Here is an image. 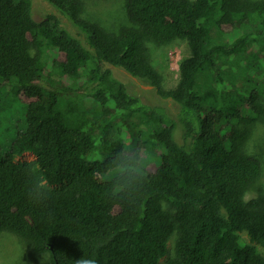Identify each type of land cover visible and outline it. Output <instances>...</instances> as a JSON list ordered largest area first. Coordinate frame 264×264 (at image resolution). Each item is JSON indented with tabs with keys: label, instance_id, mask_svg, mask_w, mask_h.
I'll return each mask as SVG.
<instances>
[{
	"label": "trees",
	"instance_id": "obj_1",
	"mask_svg": "<svg viewBox=\"0 0 264 264\" xmlns=\"http://www.w3.org/2000/svg\"><path fill=\"white\" fill-rule=\"evenodd\" d=\"M46 1L76 36L55 15L36 21L31 0H0V85L29 99L24 132L0 152V235L47 254L41 264H161L174 236L163 264H264V195L245 200L262 172L245 147L264 117V74L251 75L264 54V0H124L133 26L119 34L84 19L80 0ZM234 30L242 34L230 43ZM175 40L190 54L166 90L150 46ZM106 64L178 105L177 119L132 95ZM54 75L85 83L42 86ZM82 90L90 109H64L63 94ZM125 148L145 166L135 190L116 193L107 166ZM28 153L34 161L18 160Z\"/></svg>",
	"mask_w": 264,
	"mask_h": 264
},
{
	"label": "rangeland",
	"instance_id": "obj_2",
	"mask_svg": "<svg viewBox=\"0 0 264 264\" xmlns=\"http://www.w3.org/2000/svg\"><path fill=\"white\" fill-rule=\"evenodd\" d=\"M33 6V17L36 21L41 22L48 15H55L61 21L62 27L68 31L71 35L76 36L78 30L68 21L67 18L62 16L56 9H54L46 0H31ZM83 4L82 17L91 23L98 24L106 31L119 34L123 29L132 27L133 24L128 18L124 0H80ZM256 1V0H253ZM242 34L241 30H234L228 32L225 36L231 43ZM151 58L155 69L163 77V86L166 90H173L179 83L180 72L179 66L181 62L189 57V50L187 44L180 40H175L165 46L151 45ZM255 46L252 51H257ZM54 59L60 60L57 52H52L49 56V69L52 68ZM258 65H261L256 72H252L251 75L261 79L264 74V54L260 57ZM105 69L111 70L113 76L122 82L128 89V91L138 97L144 104L159 108L165 111L175 120L177 119V113L179 111L178 105L171 100L161 99L147 84L132 78L123 69L116 68L110 65H105ZM54 85L50 86L48 82H43L42 86L50 88L52 90H59L60 84L65 87H72L84 84L85 78L80 79L79 82L69 77L61 78L58 75L52 76ZM11 85H0V105L3 108L0 110V152H7L12 146L15 139L20 132H24V128L21 122V113L27 108L29 99L16 94V90L10 88ZM5 89V92H3ZM76 90V88H74ZM60 91V90H59ZM88 93L89 91H85ZM86 93L80 91L65 92L63 94L64 109L70 110L72 106L79 108L86 107L90 109L91 100L84 98ZM84 101L86 102L84 104ZM20 122V123H19ZM20 124V126H19ZM134 135H127L128 141L133 139ZM180 135H177L179 139ZM245 150L247 153L259 158L262 164V172L258 180L248 190L245 196V200L257 198L259 195H264V117L252 126V135L246 144ZM34 156L31 154H25L19 161L31 162L34 161ZM149 168L154 170L155 163L148 164ZM175 236L169 242V256L161 261V264L165 263L169 258L173 256ZM241 243L248 244L249 238L246 234L241 235ZM259 250L264 253V248L258 247ZM49 256L36 255L31 250V245L28 241L10 233H2L0 235V264H41L47 260Z\"/></svg>",
	"mask_w": 264,
	"mask_h": 264
},
{
	"label": "clouds",
	"instance_id": "obj_3",
	"mask_svg": "<svg viewBox=\"0 0 264 264\" xmlns=\"http://www.w3.org/2000/svg\"><path fill=\"white\" fill-rule=\"evenodd\" d=\"M144 161L141 159L138 152L130 149H121L113 154L108 162L106 179L113 181L114 191L121 193L124 191H133L140 182L143 175ZM46 192L41 178L35 177L33 190L30 195L34 198H41ZM76 264H97V260L93 258L81 257L76 260Z\"/></svg>",
	"mask_w": 264,
	"mask_h": 264
}]
</instances>
